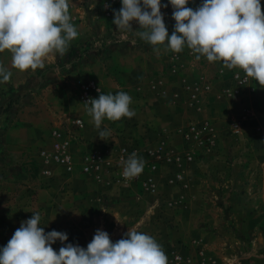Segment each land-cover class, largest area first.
<instances>
[{
  "label": "rangeland",
  "instance_id": "374dc122",
  "mask_svg": "<svg viewBox=\"0 0 264 264\" xmlns=\"http://www.w3.org/2000/svg\"><path fill=\"white\" fill-rule=\"evenodd\" d=\"M68 2L78 37L64 56L22 72L0 53L12 73L0 83V249L39 212L46 233L85 249L97 229L113 243L132 229L154 237L168 264H264V88L187 47L157 55L138 23H112L121 0ZM161 3L171 35L173 8ZM119 91L135 115L105 119V141L85 102ZM58 147L70 170L52 157ZM123 148L145 161L130 180Z\"/></svg>",
  "mask_w": 264,
  "mask_h": 264
},
{
  "label": "clouds",
  "instance_id": "9594fccd",
  "mask_svg": "<svg viewBox=\"0 0 264 264\" xmlns=\"http://www.w3.org/2000/svg\"><path fill=\"white\" fill-rule=\"evenodd\" d=\"M175 21L171 35L164 22L161 0H121V8L113 9L112 23L121 32L133 29L136 35L153 46L159 55L182 52L187 47L195 59L220 62L223 68L239 69L264 88V11L261 0H203L199 7H188L189 0H168ZM105 8L110 7L105 4ZM78 37L71 23L68 0H0V53L11 54L12 67L19 71L43 69L53 54L61 57L70 42ZM11 71L0 65V83L11 78ZM239 75V72L237 73ZM132 97L119 91L115 95L100 93L86 102L87 114L108 141L110 130H100L105 119H131ZM123 160L122 175L133 179L143 172L145 161L132 152ZM41 215L33 213L22 221L7 245L0 249V264H168L162 246L149 234L129 229L113 243L106 231L97 229L86 249L66 243L68 235L40 226ZM63 245L57 252L52 245Z\"/></svg>",
  "mask_w": 264,
  "mask_h": 264
},
{
  "label": "built area",
  "instance_id": "2783aa9c",
  "mask_svg": "<svg viewBox=\"0 0 264 264\" xmlns=\"http://www.w3.org/2000/svg\"><path fill=\"white\" fill-rule=\"evenodd\" d=\"M125 151H126V148H123V154L120 155V160L119 162L123 163V160H126V154H125ZM43 153L46 155V156H50L48 153H46L45 151H43ZM52 157L57 160L58 162H60L61 164H63L64 166H66L67 169H71V161H70V157L67 153H65L64 151L62 152L59 147L55 149V151L53 152L52 154ZM90 159H93V161H97L98 163L100 162H103L104 158L103 156L98 159V156L95 155L94 158H91ZM152 178H148L145 182L147 184V186L150 188L151 186H153V183L151 182ZM153 188V187H152Z\"/></svg>",
  "mask_w": 264,
  "mask_h": 264
}]
</instances>
